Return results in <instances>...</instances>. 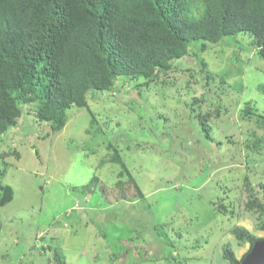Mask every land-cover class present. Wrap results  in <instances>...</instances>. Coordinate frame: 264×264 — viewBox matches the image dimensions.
<instances>
[{"label":"rangeland","instance_id":"rangeland-1","mask_svg":"<svg viewBox=\"0 0 264 264\" xmlns=\"http://www.w3.org/2000/svg\"><path fill=\"white\" fill-rule=\"evenodd\" d=\"M195 44L87 91L59 131L22 105L0 135V264H229L250 246L233 228L264 238V57L245 32Z\"/></svg>","mask_w":264,"mask_h":264},{"label":"trees","instance_id":"trees-1","mask_svg":"<svg viewBox=\"0 0 264 264\" xmlns=\"http://www.w3.org/2000/svg\"><path fill=\"white\" fill-rule=\"evenodd\" d=\"M197 2L0 0V135L14 126L22 105L33 103L37 118L59 131L67 108L87 105V91L111 90L116 76L152 78L168 71L193 43L205 50L208 43L245 32L264 57V0ZM110 160L123 165L117 153ZM0 190L4 204L12 188ZM257 205L264 215V203ZM233 233L249 242L247 253L264 239L240 226ZM223 255L229 264L245 256L237 259L229 248Z\"/></svg>","mask_w":264,"mask_h":264},{"label":"water","instance_id":"water-1","mask_svg":"<svg viewBox=\"0 0 264 264\" xmlns=\"http://www.w3.org/2000/svg\"><path fill=\"white\" fill-rule=\"evenodd\" d=\"M238 264H264V239L256 240Z\"/></svg>","mask_w":264,"mask_h":264}]
</instances>
